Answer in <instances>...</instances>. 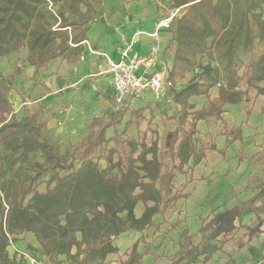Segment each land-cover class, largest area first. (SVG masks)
Segmentation results:
<instances>
[{
	"label": "rangeland",
	"instance_id": "obj_1",
	"mask_svg": "<svg viewBox=\"0 0 264 264\" xmlns=\"http://www.w3.org/2000/svg\"><path fill=\"white\" fill-rule=\"evenodd\" d=\"M146 1L143 3L146 9L153 13L162 12L165 17H168L176 7L174 0ZM216 1L221 9L231 16L232 26L250 28L252 35L250 46H244L242 40L236 54V67L243 74L249 61L264 52V4L261 0ZM108 2L109 0H58L55 3L47 1L39 5V9L33 13L35 14L33 18L24 14L23 20L15 18L11 21L15 35L9 38L10 50L0 58V109L3 108L2 101L9 106L3 119L19 120L39 129V134H35L38 139L47 142L51 154L48 156L42 151H37L31 152L27 159L18 158L20 150L16 151L15 145L22 142L25 134L16 142L14 141L16 129H10L2 134L0 154L4 158L0 165V183H7L12 194L18 186L27 187L31 182V191L44 192L55 185V182H51L55 174L63 176L70 173L71 163L75 168L80 166V162L74 159L76 155L90 147L92 150L97 147L102 151L104 148L116 146L115 128H108L105 141H99V127L94 126L93 122L95 119H106L108 115L115 114L118 110L125 112L123 117H116L117 121L121 119L117 126L119 131L122 132L126 123L131 121L121 140L133 138L139 143L146 141L151 144L159 138L160 156L166 164H170L166 145L167 136L175 129L177 122L179 105L176 93L182 87L195 83L202 85L204 89L211 85L210 96L216 97L218 84L224 81V68L214 50L212 38H208L202 47L181 49L185 57L177 67L175 89L169 91L167 97L159 104H145L142 101L138 103L135 99L139 97L134 98L135 102L131 106L130 102L134 101L133 99L127 105H119L113 96L111 81L101 76L87 75L81 81H76L75 85L69 83L68 73L63 69L64 58L78 61V56L68 42L64 44L65 38L62 33L68 35L70 31L68 27H71L75 37L79 32L86 30L84 24H90L104 12L107 13ZM0 5L13 6V3L0 0ZM187 9L188 5L181 7L171 28H163L170 30V33H167L170 38L165 53L174 63L177 43L172 40V36L177 29V18L183 16ZM49 12L58 16L59 23L54 25L53 29L59 30L62 25H67L65 27L68 30L59 31L61 34L56 35L53 45L41 47V44L37 43L32 47L31 39L37 37L39 33H45L48 28ZM62 13L64 18L60 24L59 16ZM10 14L11 12L6 15L0 11V17ZM47 54L55 56L34 74L32 61L42 59ZM240 87L241 102L226 105L224 116L232 128L242 131L241 138L228 145L219 121L215 118L199 121L197 141L207 148V155L193 170L188 169L187 173L177 175L167 201L182 190L183 197L173 207L167 209L163 206V211H193L195 214V211L222 209L249 201L259 190V184L264 181V158L261 152L264 149V96L259 94L255 87L244 82ZM207 101L206 95L190 98L194 109L206 105ZM186 126L189 124L186 123ZM6 139L12 142L8 143ZM114 158L117 160L118 155L116 154ZM100 164L103 167L107 166L105 158L100 160ZM190 165L192 166V163ZM112 175L119 176L120 171L116 169ZM144 209V203L139 202L135 209L136 214L141 216ZM252 213V216L248 214L249 216L241 218L237 222L238 228L227 238L222 236L217 241L225 254L223 260L233 264H264V231L253 236L251 240H248V235L244 236L247 227H257L261 219L263 221L264 214L260 218L255 212ZM188 219L192 228L189 231L193 233L195 221L191 216H188ZM261 229H264V223ZM167 230L162 231L159 228L160 234L157 235V230L152 233L153 230L147 228V236L144 232L142 236H138L137 231L128 230L114 239L120 245L117 253L108 255L103 261L93 260L88 264H119L126 258L131 248L129 246L138 237H142L143 242L149 241L151 245L152 243L154 246L159 245L155 248L156 255L159 253V247H164L165 252L160 256L165 255L169 258L177 244L184 240L185 229L176 233L168 226ZM197 231L193 233L196 242L202 237ZM26 235L32 233H25ZM241 237L246 241L243 248L238 247V239ZM17 239H20V236ZM24 240L26 242L20 244L19 248L34 253L39 259H47L40 247L32 246L25 238ZM62 257L59 260L61 264H76L65 255ZM202 258L203 256L199 261ZM169 261L163 264H168ZM18 264L27 262L21 257ZM156 264H160V261L158 260Z\"/></svg>",
	"mask_w": 264,
	"mask_h": 264
},
{
	"label": "trees",
	"instance_id": "obj_2",
	"mask_svg": "<svg viewBox=\"0 0 264 264\" xmlns=\"http://www.w3.org/2000/svg\"><path fill=\"white\" fill-rule=\"evenodd\" d=\"M8 1L13 3V6L0 5V11L4 14L11 12L10 16L0 17V58L10 50L8 41L10 36L15 35L11 21L15 18L23 20L24 14L33 18V13L39 9V5L47 1L55 3L58 0ZM174 1L175 8L188 5V9L183 16L177 18V29L172 36V40L177 43L175 63L169 72L174 82L172 90L175 89L178 64L185 57L181 49L202 47L208 38H212V45L224 68V81L218 84L216 97L210 96L211 85L204 89L202 85L195 83L182 87L176 93L179 105L177 122L175 129L167 136L166 145L170 164H166L160 156L159 138L151 144L146 141L139 143L133 138L121 140L131 121L126 123L122 132L119 131L117 126L121 119L117 121L116 117H123L125 112L118 110L106 119H95L93 122L94 126L99 127V141H105L108 128H115L116 146L104 148L102 151L97 147L94 150L90 147L76 155L74 159L80 162V166L75 168L71 163L70 173L63 176L55 174L51 179V182H55L53 187L44 192H33L31 182L27 187L18 186L12 194L7 183H0V264H16L15 258L10 257L9 247L18 236L25 233L34 234L44 256L55 264H61L59 260L63 255L76 264L105 260L108 255L119 251L114 244L116 237L131 229L143 232L155 226L154 216L163 211V206L167 209L173 207L183 197L182 190L167 201L177 175L187 173L188 169L193 170L207 155V148L197 141L199 121L210 118L219 121L228 145L241 138L242 131L232 128L224 116L225 106L241 102L240 86L243 82L255 87L258 93L264 96V52L252 58L241 74L236 67V54L242 40L244 46H250V28L232 26L231 16L221 9L216 0ZM261 1L264 4V0ZM59 17L62 24L64 14ZM175 19L176 17L172 23ZM58 22V16L49 12L47 30L31 39V46L34 47L37 43H40L41 47L53 45L56 35L61 34L59 31H64L63 28L67 26L62 25L59 30L53 29ZM87 36L84 30L72 37L71 41L79 43ZM64 38V44L70 40L65 34ZM54 56L47 54L42 59L33 60L34 74L45 67ZM200 95H206L208 101L206 105L194 109L190 98ZM2 107L0 141L3 140V133L16 129L15 142L25 134L22 142L15 145V150H20L18 158L27 159L31 152L37 151L50 156L47 142L38 139L35 134H39V129L19 120H4L3 116L9 106L2 101ZM186 123L189 126H186ZM7 140L8 143L12 142ZM261 152L264 158V149ZM116 154L117 160L114 158ZM3 158L0 154V165ZM103 158L107 162L106 167L100 164ZM116 169L120 171L119 176L112 175ZM35 178L36 176L33 177ZM259 187L249 201L213 209L207 217H203L202 225L197 231V234H202L198 244L193 241L195 234L185 229L184 241L171 264H180L187 259L198 262L201 256L202 261L207 262L221 248V245L217 244L219 238H227L233 233L238 228L236 221L242 218L245 212H255L261 218L264 214V181ZM139 202L145 205L141 216H137L135 211ZM263 223L264 218L257 227H247L244 236L248 235V240H251L253 236L262 233ZM141 241L142 237L131 245L127 257L120 261V264H141L143 256L150 252L149 248L144 252L140 251ZM245 244L243 237L238 239L239 248Z\"/></svg>",
	"mask_w": 264,
	"mask_h": 264
},
{
	"label": "crops",
	"instance_id": "obj_3",
	"mask_svg": "<svg viewBox=\"0 0 264 264\" xmlns=\"http://www.w3.org/2000/svg\"><path fill=\"white\" fill-rule=\"evenodd\" d=\"M144 2L147 1L146 0H109L108 2L109 5L106 6L107 13L104 12L102 15L97 17L90 24H84V27L87 28L86 32L88 36L86 39H84L82 42L79 43H73L71 41L73 37V33H72L73 31L71 27H68L70 30L69 31L70 35L68 34L70 39L68 40V44L70 45L71 48L75 49V54L78 56V61H79V62L72 61L71 59L69 60L67 57L64 58L63 69L66 70V73H68L69 83L75 85L77 84L75 83L76 81L77 82L81 81L87 75H90L92 77L101 76L102 78L108 79L109 82L111 81L110 75L103 72L104 68L107 65V60L100 55L90 54L88 52V44H90L91 47H93L97 51L107 52L109 56L113 59H119L122 50L126 48H130L129 54L131 56H133L134 54L136 55L149 54L151 47L155 42V38H152L150 35L155 32L157 23L161 19H164L166 17L162 14V12L153 13L151 10L146 9L143 6ZM63 30L66 31L68 29L67 27H65L63 28ZM167 33H170V30L162 29L159 33L161 59L156 64L155 68L166 69L168 71L172 68L174 61L173 59H170L169 56L165 53L170 38ZM64 34L66 37H68L66 35L67 33ZM83 53L85 54V60L81 59ZM110 86L113 90V96L115 98V92L111 83ZM135 100L138 103L142 101L145 102V104H149V103H152L154 105L159 104L154 101L152 95L150 94H145L139 99H135ZM135 100L130 102V106L134 104ZM209 214L210 211H195V214H193V211H161V213L156 214L154 216V222L156 223V225L149 227V229L153 230L151 231L152 233L154 232V230H157V235L160 234L159 228L162 231L165 230L168 231L167 230L168 226L172 228L176 233L178 231H183V229L190 230L192 228L190 227L191 221L190 222L188 221L189 220L188 216H191L192 220L195 221L196 227L194 229L195 231L193 232L195 233L202 225V218L207 217ZM248 214L252 216L253 213L245 212L242 218H244L245 216H249ZM137 216L139 215L137 214ZM240 219L236 221L237 226H238L237 222H239ZM186 223L188 225H186ZM143 232L145 236H147L148 231L144 230ZM137 233L138 236H142L143 234L140 231H137ZM23 237L29 243H31L32 246H35L37 248L40 247L39 243L36 240V237L33 234L26 236L25 234L21 235L20 239H17L16 242H13L14 245L9 247L10 257L15 258L16 262L18 263L22 257L20 253L22 251H26L24 248L18 247L20 244L26 242ZM195 237L196 236H194V238ZM194 238L193 241L195 244H198L202 239L201 237L200 240L196 242ZM138 239L139 237L136 238V240ZM183 241L184 240H182L180 243L177 244V248L174 249L172 256L167 258L165 255L160 256L163 255L165 252L164 247L160 246L158 250L159 255L158 254L156 255L155 248H157L159 245L154 246L153 243L151 245L149 241L143 242L142 240L141 243L143 242L142 243L143 246H141L140 243L139 245L140 251L144 252L146 251V248H149L150 252H148L143 256L141 264H148L149 262L156 264L158 260L160 261V264H163V262L167 263L169 259L170 261L168 264H171L173 257L177 254V252H179L180 245ZM114 244L120 250V245L117 243V240H114ZM129 247H131V245ZM224 256L225 254L220 248L212 255V257L207 262H203L202 261L203 258L201 259V261L198 262H193L187 259L182 261L180 264H226V262H228V264H233V262L223 260Z\"/></svg>",
	"mask_w": 264,
	"mask_h": 264
},
{
	"label": "built area",
	"instance_id": "obj_4",
	"mask_svg": "<svg viewBox=\"0 0 264 264\" xmlns=\"http://www.w3.org/2000/svg\"><path fill=\"white\" fill-rule=\"evenodd\" d=\"M180 8H175L172 13L161 19L156 30L150 36L155 38L148 55L131 56L130 48L122 50L119 59H113L105 51H97L88 44V52L97 54L107 60V65L103 72L111 77V85L115 92V100L119 105H127L134 98H139L145 94L152 95L155 102L159 103L167 97L169 91L174 88V82L169 76L170 70L155 68L160 58L159 33L163 28H169L172 20L178 14ZM87 42V41H85ZM85 60V54L81 56ZM14 243H11V246ZM22 258L27 264H55L49 260L39 259L29 251H22Z\"/></svg>",
	"mask_w": 264,
	"mask_h": 264
}]
</instances>
